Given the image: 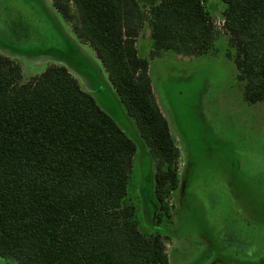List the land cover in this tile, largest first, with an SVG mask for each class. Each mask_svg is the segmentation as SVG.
<instances>
[{"label":"trees","instance_id":"obj_1","mask_svg":"<svg viewBox=\"0 0 264 264\" xmlns=\"http://www.w3.org/2000/svg\"><path fill=\"white\" fill-rule=\"evenodd\" d=\"M224 27L249 104L264 102V0H224ZM109 81L155 161L158 225L172 219L180 150L152 88L150 60L197 57L215 43L204 0H54ZM149 59L139 55L144 23ZM137 146L61 66L24 82L0 54V256L19 264H170L161 234L138 228L127 200Z\"/></svg>","mask_w":264,"mask_h":264},{"label":"rangeland","instance_id":"obj_2","mask_svg":"<svg viewBox=\"0 0 264 264\" xmlns=\"http://www.w3.org/2000/svg\"><path fill=\"white\" fill-rule=\"evenodd\" d=\"M53 1L0 0V54L21 65L24 82L51 66L65 67L134 141L127 200L140 232L161 234L170 264H264V102L246 101L228 57L237 49L223 24L224 0H204L215 29L209 52H167L150 60L153 93L181 154L179 186L168 197L172 219L161 225L150 149L95 51L77 38ZM143 6L150 14L152 6ZM147 26L137 42L139 55L149 59ZM0 264L19 263L0 256Z\"/></svg>","mask_w":264,"mask_h":264},{"label":"crops","instance_id":"obj_3","mask_svg":"<svg viewBox=\"0 0 264 264\" xmlns=\"http://www.w3.org/2000/svg\"><path fill=\"white\" fill-rule=\"evenodd\" d=\"M160 2H161V0H159V2L156 4V5H158V4H160ZM143 5H147L148 7H150V6H156V5H153V4H151V2L149 3V2H147V3H145V4H143ZM148 27V26H147ZM147 27H145L144 29H146ZM143 29V30H144ZM141 33H142V31H141ZM141 33H140V35H139V38H138V42H139V40H140V37H141ZM138 42H137V48H138ZM214 46V45H213ZM151 47H152V43H151ZM139 51V50H138ZM162 111V110H161ZM163 113V112H162ZM164 115V114H163ZM176 145H177V143H176ZM177 147H178V145H177ZM179 148V147H178ZM180 150V149H179Z\"/></svg>","mask_w":264,"mask_h":264},{"label":"built area","instance_id":"obj_4","mask_svg":"<svg viewBox=\"0 0 264 264\" xmlns=\"http://www.w3.org/2000/svg\"><path fill=\"white\" fill-rule=\"evenodd\" d=\"M224 24V23H223Z\"/></svg>","mask_w":264,"mask_h":264}]
</instances>
